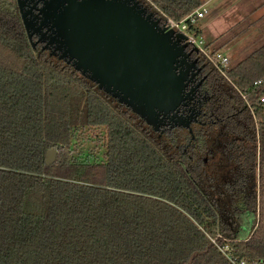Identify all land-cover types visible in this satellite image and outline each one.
Listing matches in <instances>:
<instances>
[{"label":"trees","instance_id":"trees-1","mask_svg":"<svg viewBox=\"0 0 264 264\" xmlns=\"http://www.w3.org/2000/svg\"><path fill=\"white\" fill-rule=\"evenodd\" d=\"M141 1L164 21L204 4ZM190 31L201 34L193 24ZM224 71L257 123L242 155L248 172L236 180L251 189L232 193L221 211L197 173L213 135L195 151L181 132L170 148L165 140L177 133L160 137L74 67L34 48L17 0H0V264L264 263V83L255 85L264 79V43ZM81 136L103 140L102 156L78 148ZM52 148L58 158L48 166Z\"/></svg>","mask_w":264,"mask_h":264},{"label":"water","instance_id":"water-1","mask_svg":"<svg viewBox=\"0 0 264 264\" xmlns=\"http://www.w3.org/2000/svg\"><path fill=\"white\" fill-rule=\"evenodd\" d=\"M34 48L66 62L155 132L190 128L180 115L190 73L188 36L141 0H17ZM198 49V48H197ZM58 149L47 151L54 164Z\"/></svg>","mask_w":264,"mask_h":264},{"label":"rangeland","instance_id":"rangeland-1","mask_svg":"<svg viewBox=\"0 0 264 264\" xmlns=\"http://www.w3.org/2000/svg\"><path fill=\"white\" fill-rule=\"evenodd\" d=\"M242 3V1L239 3L238 0H204L202 8H205L207 12L196 24V28L201 29L200 37L205 40L206 44L213 42L211 48H207L208 51L213 52L215 48L221 47L217 53L230 58L229 66L236 65L264 43L263 27H261V32L257 34V40H251L253 38L252 32L238 33V31L242 32L239 30L241 27L237 25L238 21L243 18L241 9L242 11L245 10ZM247 11H251V8H247ZM88 136L93 135L89 133ZM181 138L183 135L181 132H177L176 141L165 140V143L171 148L173 147L172 144L179 142ZM77 140L78 148L84 149L85 153L91 152L102 156L104 152L103 140H99L97 137L86 140L83 136ZM207 144L209 146L208 160L201 165L197 173L204 181L203 187L209 196L218 203L221 211H225V203L228 201L230 204L232 193L237 194V191L240 190L243 193V190L251 189L250 181L249 183L241 181L238 185L236 184L238 170L241 175H245L248 169L243 166L244 156L242 157L238 150L235 151L234 148H230L228 142L219 134L214 133V138H211ZM207 144L204 146L205 149ZM192 149L197 151L198 147ZM228 185L231 187L229 188Z\"/></svg>","mask_w":264,"mask_h":264},{"label":"flooded vegetation","instance_id":"flooded-vegetation-1","mask_svg":"<svg viewBox=\"0 0 264 264\" xmlns=\"http://www.w3.org/2000/svg\"><path fill=\"white\" fill-rule=\"evenodd\" d=\"M187 51L190 52L188 61L194 62L195 66L186 87L190 98L180 106L179 114L190 117L191 129L166 125L162 132L156 133L160 137L167 132L188 133L198 150L200 140L205 144L216 133L228 142L230 148L243 155L253 143L254 122L257 123L250 102L232 84L226 72L216 68L195 46L189 44ZM207 160L208 156L204 157V161Z\"/></svg>","mask_w":264,"mask_h":264},{"label":"built area","instance_id":"built-area-1","mask_svg":"<svg viewBox=\"0 0 264 264\" xmlns=\"http://www.w3.org/2000/svg\"><path fill=\"white\" fill-rule=\"evenodd\" d=\"M206 9L200 7L190 15H188L185 19L181 21H177L173 18L167 17L165 23L169 28L175 29L177 32H182L188 36V41L190 44L198 48V50L203 54L209 62H211L216 68H218L221 71H224V69L229 65L230 58L226 55H222L221 53L214 54L212 52H209L206 48V42L205 40L195 35L193 32L190 31V24H193L196 26L197 22L204 17L206 13ZM264 83V79H260L255 82V85H261ZM262 102L264 103V98H262ZM213 242L217 243L216 239H213ZM220 249L225 252L228 250L227 247L219 246ZM230 260L233 262V264H251L245 260H238V259H232L229 256ZM256 264H264L263 262H258Z\"/></svg>","mask_w":264,"mask_h":264},{"label":"crops","instance_id":"crops-1","mask_svg":"<svg viewBox=\"0 0 264 264\" xmlns=\"http://www.w3.org/2000/svg\"><path fill=\"white\" fill-rule=\"evenodd\" d=\"M239 3L242 1L243 9H241V16L237 23L239 25V30L242 33H253V38L251 40H257V34L261 32V27L264 28V0H238ZM238 4V3H237ZM240 8V7H239ZM247 8H251V11H247ZM260 26V28H258Z\"/></svg>","mask_w":264,"mask_h":264}]
</instances>
